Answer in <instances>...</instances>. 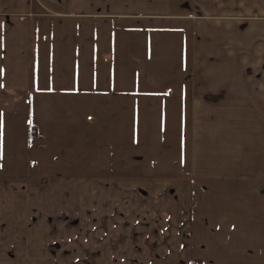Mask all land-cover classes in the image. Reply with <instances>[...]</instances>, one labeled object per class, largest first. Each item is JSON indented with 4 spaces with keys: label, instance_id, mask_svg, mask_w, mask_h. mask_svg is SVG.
<instances>
[{
    "label": "crops",
    "instance_id": "crops-1",
    "mask_svg": "<svg viewBox=\"0 0 264 264\" xmlns=\"http://www.w3.org/2000/svg\"><path fill=\"white\" fill-rule=\"evenodd\" d=\"M42 147L128 156L95 186L107 264L184 260L196 182L264 186V0H0V158Z\"/></svg>",
    "mask_w": 264,
    "mask_h": 264
},
{
    "label": "rangeland",
    "instance_id": "rangeland-1",
    "mask_svg": "<svg viewBox=\"0 0 264 264\" xmlns=\"http://www.w3.org/2000/svg\"><path fill=\"white\" fill-rule=\"evenodd\" d=\"M35 143L44 146L41 138ZM98 156L53 155L42 147L0 158V174L9 175L11 195L10 201L0 202L6 249L0 250V264H107L98 245L108 237L111 219L102 218L95 186L101 174L127 173L123 169L129 161L125 155L114 160L106 154L102 169ZM115 162L122 163L119 169H114ZM195 187L193 219L182 235L189 243V250L182 252L185 261L174 251L116 253L144 256L132 264H145V258L146 264H264V186L218 184L204 189L196 182ZM134 237L139 242L140 236Z\"/></svg>",
    "mask_w": 264,
    "mask_h": 264
},
{
    "label": "trees",
    "instance_id": "trees-1",
    "mask_svg": "<svg viewBox=\"0 0 264 264\" xmlns=\"http://www.w3.org/2000/svg\"><path fill=\"white\" fill-rule=\"evenodd\" d=\"M35 136H38V133L35 131V127L32 125V127H31V140H33V138Z\"/></svg>",
    "mask_w": 264,
    "mask_h": 264
}]
</instances>
